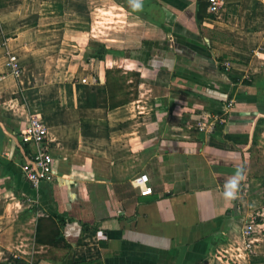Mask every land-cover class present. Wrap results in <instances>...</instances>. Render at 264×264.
Here are the masks:
<instances>
[{
  "label": "crops",
  "instance_id": "1",
  "mask_svg": "<svg viewBox=\"0 0 264 264\" xmlns=\"http://www.w3.org/2000/svg\"><path fill=\"white\" fill-rule=\"evenodd\" d=\"M208 4L0 0V264H264V0ZM201 114L226 121L203 133ZM33 115L56 169L38 186L19 135ZM44 214L69 247L37 243Z\"/></svg>",
  "mask_w": 264,
  "mask_h": 264
},
{
  "label": "built area",
  "instance_id": "2",
  "mask_svg": "<svg viewBox=\"0 0 264 264\" xmlns=\"http://www.w3.org/2000/svg\"><path fill=\"white\" fill-rule=\"evenodd\" d=\"M208 13L216 15L220 12L225 0H207ZM10 70L15 74L21 73V66L16 56L10 58ZM224 116H214L213 114H201L195 120L196 129L203 133L212 132L216 126L225 122ZM20 138L26 144L34 145L31 152L28 153V159L22 166L25 177L35 186L42 181H52L56 177L55 158L46 142L48 137V126L42 116L33 115L28 124L20 131ZM134 184L139 188L141 194L147 195L153 192L149 184V176L146 173L141 174L134 180ZM255 221L248 222L244 228V234L250 237L255 231Z\"/></svg>",
  "mask_w": 264,
  "mask_h": 264
},
{
  "label": "trees",
  "instance_id": "3",
  "mask_svg": "<svg viewBox=\"0 0 264 264\" xmlns=\"http://www.w3.org/2000/svg\"><path fill=\"white\" fill-rule=\"evenodd\" d=\"M99 51H100L99 53L101 54V57H103V55H105V53L107 52L105 45H101L99 47ZM120 71H121L120 69L109 70L108 73L114 74ZM135 75H139V74L135 73ZM229 76L233 82L243 81L244 83H250L249 78H246V77L243 78V77L233 76V75H229ZM114 78L115 79L113 82H110V79H109V85H110L109 88L118 87L119 89H122L123 85H122V82H120V79H123V77L120 75L119 76L114 75ZM119 102H121L120 99L113 101V102L111 101V106H114ZM63 224L64 222H61L60 220H58L56 217H54L51 214H44V215L39 216L38 221H37V227H36L37 243L51 245L55 247H65V248L69 247V244L66 242L64 234H63V230H62ZM14 264H30V262L23 258H17Z\"/></svg>",
  "mask_w": 264,
  "mask_h": 264
},
{
  "label": "rangeland",
  "instance_id": "4",
  "mask_svg": "<svg viewBox=\"0 0 264 264\" xmlns=\"http://www.w3.org/2000/svg\"><path fill=\"white\" fill-rule=\"evenodd\" d=\"M97 18V17H96ZM94 30H93V33L95 34V36L93 37L94 39V44H95V46H97V22H95V26H94ZM114 75L115 76H122L123 78L126 76V73L124 72V70L122 69L120 72H116V73H114ZM125 82H124V80L122 81V85H123V92H125ZM255 155H254V157H255V159H257L256 160V162H257V164H258V166H263V164H264V143H261V145H258L257 147H256V150H255ZM262 159V160H261Z\"/></svg>",
  "mask_w": 264,
  "mask_h": 264
},
{
  "label": "clouds",
  "instance_id": "5",
  "mask_svg": "<svg viewBox=\"0 0 264 264\" xmlns=\"http://www.w3.org/2000/svg\"><path fill=\"white\" fill-rule=\"evenodd\" d=\"M138 6V5H137ZM232 193L231 192H227L226 195H231Z\"/></svg>",
  "mask_w": 264,
  "mask_h": 264
}]
</instances>
